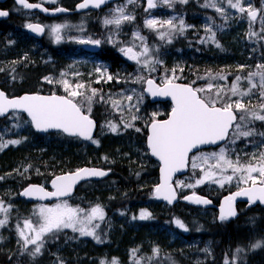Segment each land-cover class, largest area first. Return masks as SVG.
Instances as JSON below:
<instances>
[{
	"label": "rangeland",
	"instance_id": "rangeland-1",
	"mask_svg": "<svg viewBox=\"0 0 264 264\" xmlns=\"http://www.w3.org/2000/svg\"><path fill=\"white\" fill-rule=\"evenodd\" d=\"M37 1L49 5L58 4L60 2L72 3V0H54V2L53 0ZM153 2L156 6L149 9L146 0H133L131 3H129V0H119L107 5L97 14L102 25L107 29L106 38H101V43L104 41L106 42V46H112L116 51H119L120 58L123 59L120 66L115 70H111L110 65L100 60L97 55L80 53L83 44L79 42L80 40H86L89 37L95 40V38L88 34H82L85 30L84 19L75 21L74 19L61 17L55 20H44L37 14L20 11L19 15L21 17L17 19V22H21V27L10 24L9 32L4 31L0 33L1 39L3 38L6 42H9L10 46H13V48L7 50L8 57L3 62H0V71L3 70L4 66L9 65L18 58H31L32 63L38 62L40 57L35 54L32 55L31 50L34 46L40 45L41 47V44H39L40 41L27 38L24 33L17 28L24 29V25L27 22L40 19L44 21L46 27L44 40L41 41V43L50 47L62 46L65 44L74 50L73 54H63L64 59L57 65L55 73H50L45 76L51 79V83H49L45 77L42 78V80L46 82V86L59 88L63 94L67 95L64 85L60 83L62 80H67L73 88L76 84H84L83 81L105 85L106 88L95 86L93 89L97 91L102 90L106 93V98H104L103 102H106L110 109L106 115L109 119L105 117V119L100 122L97 137L88 141L94 148L98 147L100 152L96 154L92 152L89 153L84 161H81L75 169L83 165H88L107 168L109 166L112 170L111 178L109 177L98 181L90 180L81 183L77 187L74 195L69 199L53 202H39L27 201L20 198L18 195L19 190L15 193L18 188L19 180L11 177L10 174L16 168L15 159L20 158L26 153L27 149L31 152L44 153L47 156L46 160L54 166L58 173L63 170V164L65 162L60 158L58 149L50 148L52 145L51 142H49L47 146L43 145V142H47L49 138H38L32 141L31 131L33 130L28 120L25 118L24 121H21L18 116L19 113H14V115L6 119L4 124H0V139H2V141H21L19 144H8L3 149H0V177H2V179H0V202H2L3 208L7 209L6 212L0 211V220L6 219V223L0 226V232L8 230V236L6 237L7 242H2L0 240L1 248L19 246L25 249L23 247V241L19 236L17 225L23 228V223L26 219L36 224L39 219V206H52L63 200H67L68 204L73 207L78 206L86 211L96 205H100L103 208L104 219L93 221L94 224L99 225V227L95 228V233L98 237V230L100 231L102 227H106L107 223L111 225L118 222L122 224L128 223V226H138L146 222L147 218H140L142 211L147 213L140 204H138L136 208L132 207V212L129 213V209L125 207L112 208L109 210L108 200L113 197V192L115 190L117 194H121L119 192L120 189H125L127 187L133 188L135 185H137L139 189H145L151 186V184L154 186L157 181L153 176L154 171L152 170L155 164L149 161L147 149L146 151L144 149L145 141L141 138V140L139 139V133L142 132L143 128L146 129L147 124L153 118L166 116L171 107L170 104L163 102H146V97L142 90L143 83L146 77H152L156 81L162 83L166 77L171 78L173 76V70H175L176 76L178 70L184 68L189 69L191 67L190 62L193 59L195 60L196 57L192 55L189 47L179 45V42H183L184 40L183 33L185 30H191L194 34H198L199 38L197 42L205 40L206 42L203 43L204 47L207 48L209 52H215L217 56H220L217 58L218 70L215 72L214 81L211 83L214 86L213 91L211 93H200L202 96H212L215 98L216 89L226 88V91L223 94L221 93L223 99L218 102V106H221L222 103L229 102V100L235 101L240 99L238 96H232L229 91L237 75L241 77L239 82L240 90L246 92L249 87L248 80L246 79L248 73L256 72L258 70V65H264V31H262V29H264V0H242V6L247 7L248 4H251L253 8L260 10L255 20H250L247 13H240L238 9L230 7L227 0H199L198 6H189L186 9L185 4L187 2L182 3L181 0H169V3H165V0H153ZM233 2L235 3V0H233ZM212 3H214L216 7L209 6ZM191 7H198L199 11H189L188 9ZM217 7L225 10L224 15H221V13L216 10ZM118 8H123L124 13L134 17V19L125 20L119 26L115 24L105 25V18H113L118 15V13H116V9ZM138 15H140L141 18H138ZM148 19H155L157 21L173 20L177 26H179V20L183 19L186 27L183 33L179 31L173 32L171 42H168L167 37L162 40L159 36V31H168L167 26L165 25L164 28H159V26H157L156 29L149 28L145 24V21ZM11 25H13V27H11ZM55 25H67V27L61 29L59 40H57L56 35L52 32V28ZM208 26H211L212 30L217 27L219 36L215 35V43L207 39L209 33L206 32L205 29ZM76 31L78 35H74L73 32ZM250 32H254L256 35H249ZM136 33L144 37L143 42L136 37ZM18 34L21 36L19 37ZM16 36L18 38H16ZM110 39L112 42H109ZM217 44H219V46H217ZM143 45H147L150 52L146 56L140 57V63L130 59L120 51L121 48L133 47L134 51L139 53L142 51ZM245 46H247V48H245ZM218 47L221 49L228 47L230 51L229 54L227 56L218 55ZM241 57L244 58L242 59ZM144 59H149L150 64L147 66L144 65L142 62ZM49 60V58H42V61ZM98 67L102 72L106 70V73L111 74L114 79L108 81L106 75L104 78H101L100 74L96 72ZM81 74L90 76V78L84 80ZM220 76H224L226 79H219ZM138 77L142 79H138ZM253 80L257 83V87L253 89L249 95L244 96L242 102L247 105L250 110L264 114V110L259 108V105L264 103V100L260 97L259 77H254ZM175 81L177 80L175 79ZM11 82L12 79L10 78L0 80V83L5 88L9 87ZM228 83L231 84L229 85ZM208 84L199 83L194 86L195 88L207 89ZM53 88L51 89L53 90ZM81 91L87 95L91 93L90 91L87 93V89H81ZM128 96L132 97L130 101L127 99ZM75 101L81 104L83 110L84 107H89L85 96L76 97ZM114 101L118 102V106H114ZM93 107L94 106L91 104V111ZM84 111L90 114L88 109ZM98 111L104 113L101 108H98ZM153 113H156L155 117H153ZM240 114L241 113H237L238 121ZM133 116L137 118L133 120ZM109 123L116 126L117 130L115 132L111 131ZM126 124H131L132 126L125 127ZM242 124V130H252L254 134L249 137L235 139V128L233 126V128L229 130L226 141L223 144L215 148L201 150L190 157L189 171L183 177L176 178L175 180V186L179 193L199 190L212 198L218 199L219 196L226 191L246 185L239 182L237 178H234L231 182H226L223 187L217 183L208 181L196 185L195 187L185 186L194 185L196 179L203 175L201 168L193 169L191 166L192 157L194 156L199 157L202 154L219 153L221 148H225L227 158L235 161L236 158L239 157L241 164L247 165L249 162H252L258 166L260 162H264L260 161V154L264 152V136L260 135V133H264V121L248 117ZM136 129H140V131H136ZM93 140L99 141V143H93ZM233 140H235V142H233ZM104 141L107 143L104 149H101L100 145ZM115 161L117 162L115 163ZM215 163V159H210L208 161V165ZM208 165H203L202 167L207 169ZM36 174L40 176L36 183H40L47 187L48 180H46V177L40 172H36ZM227 174H232L230 169ZM237 176H239V174H237ZM144 196L145 194H140V197L144 198L145 204H148ZM241 211L242 214L238 218H233L235 221L234 224L238 226V229L234 232L233 236L230 238L228 237V244L226 245L221 242V235L216 239L211 238L215 224L214 218H212L213 210L203 211L199 209L195 214L197 218L201 219L199 222V231L203 233H201V238L199 236L190 243L189 240L173 242L169 237V240L165 241V243L158 244L153 236L151 237L147 233H138L137 238L132 239L126 247L127 249L123 252L126 254L127 259H131L132 264H148V262L155 264L157 256L163 258L160 264H184L191 261L205 262L207 259L211 261H215V259L222 260L223 264H225L226 261L228 264H264V247H259L260 249L251 248V245L258 241L264 242V209L258 207L250 209L249 211L245 209ZM250 216H253V218H250ZM173 224L178 227L175 220ZM179 229L185 232L184 229ZM25 231L26 234H31L27 233V230ZM65 238L66 244L63 246L61 244L62 242L59 243V247L54 249H52L50 245L46 246V255L49 257V264H101V261H104L105 264H110L113 260V258L107 259L104 257L102 251L98 247L99 239L97 240L93 236H81L79 232H74L71 228L62 229L55 235L48 234L45 237L50 243L57 242L58 239L64 240ZM230 239L231 241H229ZM212 242L215 243L212 244ZM142 246L145 247L144 250H140ZM157 247H160L159 254L155 255L153 249ZM193 247L196 249H192ZM238 247L242 248L243 251L237 253L236 250ZM33 248V245L27 247V249L31 251ZM134 249L136 250L135 253H133ZM205 249H207V251H205ZM204 251L206 256L203 255ZM191 255L194 256L192 257ZM119 264L121 263L119 262Z\"/></svg>",
	"mask_w": 264,
	"mask_h": 264
},
{
	"label": "snow or ice",
	"instance_id": "snow-or-ice-1",
	"mask_svg": "<svg viewBox=\"0 0 264 264\" xmlns=\"http://www.w3.org/2000/svg\"><path fill=\"white\" fill-rule=\"evenodd\" d=\"M17 2L28 9L41 7L40 4L28 3V0H17ZM131 2L133 0H129V3ZM181 2L186 3L187 0H181ZM227 2L230 7L238 9L240 13H247L250 20H255L260 11L259 9L253 8L251 4H248L247 7L242 6V0H235V3L233 0H227ZM90 3L94 7H100L101 4L105 3V0H83V3L79 4L78 8H87ZM147 3L149 9L156 6L153 0H147ZM165 3H169V0H165ZM209 6L216 7L214 3ZM43 10L48 11L47 9ZM216 10L221 15L225 13L223 8L217 7ZM55 11H66V9L57 8ZM116 13L118 15L113 18H105V25L115 24L119 26L125 20L134 19V17L126 15L123 8L116 9ZM7 15V11H0V16ZM145 24L147 27L153 29H156L157 26L164 28L166 25L168 31H159V36L162 40L167 37L168 42H171L173 32L179 31L183 33L186 27L183 19L179 20V26L173 20L157 21L155 19H148L145 21ZM26 27L33 32L43 31V28L37 24L29 23ZM64 27H67V25H55L52 28V32L56 35L57 40L60 39V31ZM205 31L209 33L207 39L215 43L216 37L212 27H206ZM135 35L143 42L144 37L140 36L139 33ZM249 35H256V33L250 32ZM79 42L96 46L101 44L100 40H94L90 37ZM109 42H112L111 39ZM201 42L204 43L206 41L202 40ZM120 51L130 59L140 63V57L146 56L150 52V49L147 45H143L142 51L139 53L134 51L133 47L121 48ZM142 62L146 66L150 64L149 59H144ZM257 68L258 70L256 72H250L246 77L249 83L246 92L240 90L239 82L241 77L239 75L236 76L235 82L232 83L229 91L232 96H238L240 99L235 101L229 100V102L222 103L219 107L217 104L223 99L221 95L223 89L215 90V98L200 95V93H211L213 91L214 86L211 83L208 84L207 89L177 84L174 82L178 78L175 76V70H173V76L171 78L166 77L164 79L163 87L155 86V82L151 79L147 80V91L151 92L153 96H170L174 102L168 119L156 120L153 118L150 124L148 145L152 154L159 157L162 162L161 183L155 189L157 195L163 194L164 198L171 203L175 197V193L170 185L171 176L174 172L186 166L189 152L196 148L197 145L215 144L217 141L224 140L228 136L229 129L233 128V126L235 128V139L249 137L254 134L252 130H242V122H245L248 117L264 121V114L250 110L242 100L244 96L249 95L257 87V83L253 80L257 76L259 77L260 97L264 100V65H258ZM96 72L100 74L101 78H104L106 75L108 81L114 79L111 74L106 73V70L102 72L99 67L96 69ZM45 79L49 83L52 82L48 77H45ZM138 79L142 78L138 77ZM219 79H226V77L220 76ZM60 83L64 85L65 91L67 92L66 96H57L53 93L48 96L35 94L9 99L4 92L0 91V115L6 113L9 109H23L31 117V123L37 130L47 131L49 129H57L69 135H78L91 140L94 121L82 111L81 104L75 102L76 97L85 96V93L81 91V89L85 88V85L82 83L76 84L73 88L67 80H62ZM96 94L97 90L92 89L91 95L85 96L89 105V112H91L92 98ZM127 99L130 101L132 97L128 96ZM113 104L114 106H118V102L114 101ZM259 108L264 110V103H261ZM237 113H241L239 115V121L237 120ZM155 116L156 113H153V117ZM136 118L135 116L132 117L133 120ZM131 126V124L125 125V127ZM109 128L113 132L117 130L116 126L111 123H109ZM136 131H140V129H136ZM260 135L264 136V133H260ZM20 142V140H8L4 142L0 139V149H3L8 144H19ZM93 143L98 144L99 141L93 140ZM210 159H215L216 163L208 165ZM260 161H264V152L260 154ZM203 165H208V168L204 169L202 167ZM191 166L193 169L201 168L203 175L196 179L194 185H185L187 187H195L206 181L217 183L223 187L226 182H231L234 178H237L241 183L250 185L249 187L240 188L239 191L225 197L224 204L221 206L220 220H226L237 214L233 209V201L236 197H247L250 205L257 201L264 203V162H260L258 166L252 162L244 165L240 163L239 157L235 161L227 158L226 149L221 148L219 153L202 154L199 157H192ZM229 169L231 170V175L227 174ZM105 175H107V172L104 170L94 168L77 169L73 173H66L55 177L51 182L54 191L48 192L43 186L31 185L21 194L24 196L38 195L41 198L64 197L71 193L77 181L87 177H103ZM185 199L193 200L197 204L211 203V201L199 196L185 197ZM0 211H7V209L3 208L2 202H0ZM149 216V213L142 211L140 218L146 219ZM38 218L36 224L26 219L23 223V228L17 225L19 236L23 241V247L27 249L29 245L34 246L31 253L33 256L41 252L45 237L48 234L55 235L60 230L66 228H71L74 232H79L81 236H93L98 240L99 237L96 236L95 228L99 227V225L94 224L93 221L103 220L104 210L100 205H96L86 211L78 206L73 207L68 204L67 200H63L52 206H39ZM5 223L6 219L0 220V226H3ZM175 223L179 228L185 231L187 230L186 225L181 220L176 219ZM25 230L31 234H26ZM259 247H264V242L258 241L251 245L252 249ZM135 251L134 249L133 253ZM236 251L240 253L243 249L238 247ZM153 253L158 255L159 248H154ZM101 264H105V262L101 261ZM110 264H119V262L113 258ZM225 264H228V262L226 261Z\"/></svg>",
	"mask_w": 264,
	"mask_h": 264
},
{
	"label": "trees",
	"instance_id": "trees-1",
	"mask_svg": "<svg viewBox=\"0 0 264 264\" xmlns=\"http://www.w3.org/2000/svg\"><path fill=\"white\" fill-rule=\"evenodd\" d=\"M199 0H188L185 4V9L189 6H198ZM184 9V10H185ZM189 11H199L198 7H191L188 9ZM137 12V11H136ZM96 12L88 17V33L91 36L97 39L106 38V27L102 25L101 20L98 17H95ZM13 15H10L6 21H3L0 24V33L6 31H10V24H13L17 27H21V22H12ZM138 18H141L138 15ZM136 25V24H134ZM12 27V26H11ZM20 29L24 34L23 28ZM216 36H219V32L217 31V27L213 29ZM183 42H179L180 46L189 47L192 55L196 57L193 61L191 60V67L189 69H180L177 71L176 80L189 83L192 86L197 84H208L214 81L215 72L218 70L217 67V56L215 57V52L211 53L204 47L203 43L198 41V34H194L191 30H185L183 33ZM102 50L99 54V57L110 64V69L115 70L120 66L122 58L119 57L118 53L113 50L112 46H106V42H102ZM13 48V46L9 45V42H6L3 38L0 37V59L3 62L8 57V49ZM41 47L40 45L34 46L31 50V54L40 53ZM215 50V49H214ZM218 53L223 56H227L229 54L228 47L221 49L218 47ZM4 51V52H2ZM3 54V55H2ZM232 54V53H231ZM214 58V59H213ZM213 60V61H212ZM31 58H26L23 61H15L10 63L7 66H4L3 70L0 71V80L4 78L12 79L11 85L3 88L8 93V95H16L22 92L31 91V92H46L51 91L44 83L40 82V78L43 75L50 71L48 66H43L40 62L32 63ZM13 67V68H12ZM229 79V77H228ZM85 88L91 92V90L95 87L94 83L83 81ZM229 85L231 83H228ZM48 89V90H45ZM226 91V88L223 89L222 94ZM58 92V91H55ZM91 95V93H90ZM85 96L87 94L85 93ZM102 97V98H101ZM104 98H106V93L102 90L97 91V94L92 98V105L94 106L90 115L97 121L98 128L100 122H102L107 113L110 111L107 103L103 102ZM146 102H149L146 99ZM98 108L103 109L104 113H100ZM88 108L84 107V110ZM14 115V113L9 114L7 117L0 119V124H4L6 119L10 116ZM21 121H24L25 117L22 114H18ZM107 118V117H106ZM109 119V118H107ZM98 129L95 134V137L98 135ZM146 129L143 128L142 132L139 133V139L141 138L145 141ZM49 138L46 142H43V145L47 146L49 142L52 143L50 148H56L59 151L60 158L65 162L63 164V170L71 171L75 169L81 161H84L85 157L89 153H99L98 147H93L89 144V142H83L78 138L67 137L60 132H51L45 135L35 133L31 131V140L35 141L36 139ZM140 139V140H141ZM107 142L104 141L101 143V149H104V146ZM146 151V146L144 147ZM74 152V153H73ZM104 153V152H103ZM148 153V151H147ZM64 157H63V155ZM149 156V155H148ZM67 157V158H66ZM47 159V156L42 152H31L30 150H26L20 158L15 159L16 168L10 174L11 177L17 178L18 188L15 193L22 188L25 184L29 182H37L39 175L36 172H40L46 180H49L50 177L54 174H57L53 165ZM149 161L155 166L152 167L154 171V177L158 180L157 175V164L151 157H149ZM104 166V165H103ZM107 168V167H105ZM108 168H110L108 166ZM27 169V171H25ZM54 169V172H53ZM111 169V168H110ZM112 172V170H111ZM111 178V177H110ZM157 182V181H156ZM155 185V184H154ZM154 186H149L145 189H139L137 185L133 188L128 187L125 189H120L119 192L121 194H117L114 191V195L108 201V209L112 208H120L125 207L129 209V213L132 212V207H135L140 204L147 213L150 214L149 218H147L144 224H140L138 226H128V223H113L106 224V227H102L101 230H98L99 233V244L98 247L102 251L104 257L107 259L116 258L121 264H132L131 259L126 258V254L123 251L126 250V247L131 242L130 240L136 239L138 233H147L149 236H153L156 240V243H165V241L170 239L173 242H182L184 240H189L190 243L198 238L202 237L199 231V222L201 219L197 218L195 213L199 210V208L185 205L183 203H178L174 205H166L164 203L158 202L155 200L153 196ZM136 190V191H135ZM142 191V192H141ZM185 193V192H184ZM140 194H145V199L148 204H145L144 198L140 197ZM126 196V197H125ZM132 196V197H131ZM131 197V198H129ZM119 198V199H118ZM123 198H125L123 200ZM120 199H122L121 201ZM116 200V201H115ZM115 201V202H114ZM117 202V203H116ZM111 203H114L115 205ZM251 208H248L249 211ZM205 211L206 209H201ZM242 214V213H241ZM240 214V215H241ZM239 215V216H240ZM212 218H214L215 224L214 229L212 230L211 238L216 239L219 235L222 236V240L225 245L228 244L227 239L234 235V232L238 229L234 223V219H226V220H218L216 218V212L213 210ZM253 218V216H250ZM179 219L181 220L187 227L185 232L180 231V229L174 226L173 221ZM195 221V222H194ZM198 222V223H196ZM189 223V224H188ZM192 224V225H190ZM196 225V227H195ZM141 226V227H140ZM131 227V228H130ZM193 227V229H191ZM149 230V231H148ZM166 232V233H165ZM199 232V233H198ZM214 233V234H213ZM8 236V230H3L0 232V240L2 242H7L6 237ZM176 236V237H175ZM224 238V239H223ZM226 240V241H225ZM62 242V243H61ZM59 243L63 245L66 244V238L64 240L58 239L57 242H48L46 239L44 240V246L41 249V252L36 256H33L30 249H22L19 246H14L10 248L2 247L0 249V264H49V257L46 255V246L50 245L52 249L59 247ZM215 242H212V244ZM192 245V244H191ZM145 247L142 246L140 250H144ZM192 249H196L193 247ZM2 250V251H1ZM7 250V251H6ZM12 250V251H11ZM6 253H4V252ZM2 252V253H1ZM10 252V254H9ZM6 254V255H4ZM11 255V256H10ZM204 256L206 253L204 251ZM163 260L161 256L156 257L155 264H160ZM42 261V262H41ZM191 261L184 264H192ZM151 264V262H148ZM194 264H223L222 260L211 261L207 259L205 262H194Z\"/></svg>",
	"mask_w": 264,
	"mask_h": 264
},
{
	"label": "water",
	"instance_id": "water-1",
	"mask_svg": "<svg viewBox=\"0 0 264 264\" xmlns=\"http://www.w3.org/2000/svg\"><path fill=\"white\" fill-rule=\"evenodd\" d=\"M2 1H4V0H0V2H2ZM14 1H15V3H16L17 5L22 6V5H20V4L17 2V0H14ZM113 1H117V0H105V3L101 4L100 7H94L93 4L90 3L89 6H88L87 8H78V5L81 4V3H83V0H80L78 3L75 4L73 10H69V9H67V8H65V7H57V8L66 9V11H55L57 8H47V7H45V5H43V4H41V3H32V4H40V5H41L40 8H32V9L25 8V9H26V10H29V11H38V12L42 13V14L45 15V16H58V15H61V14H67V13H72V12L80 13V12L87 11V10H90V9L97 10V9H99V8H101V7H104L106 4H109V3L113 2ZM146 1H147V0H146ZM28 3H30V2H28ZM147 4H148V3H147ZM43 9H47L48 11H44ZM0 11H7V10L0 9ZM257 16H258V15H257ZM6 18H8V15H7V16H0V19H6ZM31 24H37V25H40V26L42 27V25L39 24V23H31ZM42 28H43V27H42ZM26 31H27L31 36H33L34 38H37V39H39V38H41V37L43 36V31H42V32H33V31H31L29 28H27V27H26ZM83 48L86 49V50H88V51L97 52V50L100 48V45H99V46H96V45H91V44H84V45H83ZM149 79H151V80H153V81L155 82V86H157V87H163V83H158V82H156V81H155L153 78H151V77L145 79V81H144V87H143V92H144V94L149 98V100H150L151 102H153V103H155V102H160V101H167V100H168V101L172 104V106H173L174 102L172 101V99H171L170 96H163V95H155V96H153L151 92L147 91V89H148L147 80H149ZM174 82L177 83V84L189 85V84H187V83H183V82H176V81H174ZM0 91L4 92V93L6 94V92H5L1 87H0ZM35 94H39V95H42V96H48V95H51V94H53V93L46 94V93H38V92H23V93H21V94L14 95V96H7V94H6V96H7L9 99H12V98H17V97L24 96V95H35ZM54 94H56L57 96H64V95L57 94V93H54ZM218 107H219V106H218ZM15 111L23 113V114H24V115L30 120L31 127H32V129H33L35 132H38V133H48V132H55V131H58V132H61L62 134L66 135V136H68V137H77V138L81 139L82 141H89V140H90V139H86V138L81 137V136H78V135H69V134L64 133V132H62V131H60V130H57V129H49V130H47V131H40V130H37V129L34 127V125L31 123V117H30V116L28 115V113H27L26 111H24L23 109H9L6 113H4L3 115H0V118H3V117H5V116H7L10 112H15ZM170 113H171V111H170ZM170 113L168 114L167 117H165V118H163V119H156V120H166V119L169 118ZM85 114H86V113H85ZM86 115H88V114H86ZM89 117H90V116H89ZM90 119L94 121V127H93V129H92V133H91V135H92V137H93V136L95 135V132H96V129H97V124H96V121H95L94 118H91V117H90ZM150 124H151V122L149 123V125H148V127H147V135H146V138H145V145H146V148H147V150H148V153H149L150 157H151L154 161H156V162L158 163V168H157V173H158V183L155 185V188H154V190H153V195H154L155 199L158 200V201L164 202V203H166V204H168V205H174V204H176V203H178V202H181V203H184V204H187V205L196 206V207H202V208L215 207V209H216V211H217V218L220 219L219 217H220L221 206L224 204L225 197L234 194L235 192L239 191L240 188H239V189H236V190H233V191H231V192H229V193L224 194V195L220 198L218 204L213 203L212 200H211L209 197H207L206 195H202V194L194 193V192H189V193L184 194L182 197H178V194H177V191H176V188H175V185H174V180H175V178H176L177 176H181V175H183V174L188 170V162H187V164H186L185 167H183V168H181L180 170L174 172V173L172 174V176H171L170 185H171V187H172V189H173V191H174V193H175V197H174V199H172L171 203H170L168 200H166V199L164 198V195H163V194H161V195H157V194H156L155 189H156L157 185H159V184L161 183V167H162V162L160 161L159 157L154 156V155L152 154L151 149H150V147H149V145H148V136L150 135ZM230 129H231V128H230ZM230 129H229V130H230ZM226 138H227V137H226ZM226 138H225L224 140L217 141L215 144H203V145H197L196 148L192 149V151L189 152L188 157H189V155H190L191 153L197 152V151L200 150V149L208 148V147H215V146H218V145L222 144V143L226 140ZM82 168H89V169H93V168H94V169L104 170L105 172H107V175H105V176H103V177L92 176V177H87V178H84V179H81V180L77 181V183L73 186V189H72L71 193L68 194L67 196H64V197H43V198H41V197L38 196V195H34V196H24V195L21 194V193H23V191H24L26 188H28V187L31 186V185H39V186H43V185L40 184V183H28L27 185H25L24 187H22V188L19 190L18 195H19L20 198L25 199V200H27V201L51 202V201H54V200H57V199L69 198L70 196H72V195L74 194V192H75V190L77 189V187H78L81 183H83V182H85V181H89V180H101V179L107 178V177L110 175V169H106V168H102V167H98V166H88V165H83V166L79 167L78 169H82ZM76 170H77V169H76ZM76 170H72V171H68V172H63V173H60V174L54 175V176L51 177V179L49 180L48 187H45V186H43V187H44V188L46 189V191H48V192L54 191L51 182H52L53 179H55V177L60 176V175H64V174H66V173H73V172H75ZM249 186H250V185H248V186H244V187H242V188L249 187ZM193 196H199V197H202V198H204V199H207V200L211 201V203H209V204H203V203H201V204H197V203L193 202V200L185 199V197H193ZM238 202H246V203H248V205L250 206L247 197H236V199L233 201V209H234V211H235L236 213H237V211H236V204H237ZM253 204H259L260 206L264 207V203H260V202H258V201L255 202V203H252L251 205H253ZM237 214H238V213H237ZM237 214H236L235 216H233V217H229L228 219H233V218H235V217L237 216Z\"/></svg>",
	"mask_w": 264,
	"mask_h": 264
},
{
	"label": "flooded vegetation",
	"instance_id": "flooded-vegetation-1",
	"mask_svg": "<svg viewBox=\"0 0 264 264\" xmlns=\"http://www.w3.org/2000/svg\"><path fill=\"white\" fill-rule=\"evenodd\" d=\"M78 0H72V3H64V4H58V5H67L69 6V8H73L74 5L77 3ZM31 2H37L35 0L31 1ZM0 9H5V10H8L9 11V15L10 14H13V12L15 13V15L18 17L20 16L19 15V12L21 11V9L14 3L13 0H4L3 2H0ZM95 12V11H93ZM93 12H88L89 14H83V15H91ZM99 11H96V13H98ZM76 13H72V14H69V15H66L64 16L65 18H68V19H74V20H77V17L75 15ZM55 18H58V17H54L53 19ZM61 18V17H59ZM52 19V18H51ZM49 19V20H51ZM33 21V20H31ZM38 21L40 23H42L43 27H44V31H46V27L44 25V21L38 19ZM2 23V19H0V24ZM74 35H78L77 31L76 32H73ZM45 36V35H44ZM44 36L43 38H41L40 40L43 41L44 40ZM74 53V50L73 48H69L67 45H65V47H60L58 49H54L53 47H50V46H47V45H44L43 43H41V50H40V54H39V61L40 63L43 65V66H46L48 61H42V58H49V59H52V58H55L57 61H58V64L60 62L63 61V54H73ZM47 54V55H46ZM83 54H90V53H83ZM0 62L1 59H0ZM48 74H45L42 76V78H44L45 76H47ZM41 78V79H42ZM43 81V80H42ZM44 84H46L45 81H43ZM247 185V184H246ZM244 186V185H243ZM241 187V186H240ZM260 207L259 205L257 204H253V205H248L247 203H237L236 205V209L238 211V213L240 212V210L242 209H248V208H252V209H255V208H258ZM261 208V207H260ZM264 209V208H262Z\"/></svg>",
	"mask_w": 264,
	"mask_h": 264
},
{
	"label": "bare ground",
	"instance_id": "bare-ground-1",
	"mask_svg": "<svg viewBox=\"0 0 264 264\" xmlns=\"http://www.w3.org/2000/svg\"><path fill=\"white\" fill-rule=\"evenodd\" d=\"M14 30V29H13ZM13 34H14V31H13ZM16 34V33H15ZM19 35V34H18ZM21 35H19V37H20ZM16 38H18L17 36H16ZM245 48H247V46H245ZM245 50V49H244ZM2 52H4V51H2ZM235 53V52H234ZM1 54V53H0ZM3 55V54H2ZM47 55V54H46ZM216 55V54H215ZM218 55H220V54H218ZM233 55V54H232ZM245 56V55H244ZM216 57V56H215ZM220 57V56H219ZM218 58V57H217ZM232 58V57H231ZM242 58V57H241ZM244 58V57H243ZM242 58V59H243ZM229 59V58H228ZM225 60V59H224ZM238 60V59H237ZM227 61V60H226ZM230 63V62H229ZM235 63V62H234ZM231 67V66H230ZM144 78V77H143ZM163 105V104H162ZM123 148V147H122ZM55 151V150H54ZM60 151V150H59ZM74 153V152H73ZM123 153V152H122ZM54 154V153H53ZM19 155V154H18ZM63 155V154H62ZM97 156V155H96ZM63 157H64V155H63ZM4 158V157H3ZM16 158V157H15ZM67 158V157H66ZM17 159V158H16ZM96 159V158H95ZM114 159H116V158H114ZM113 159V160H114ZM136 160V159H135ZM119 161V160H118ZM108 162V161H107ZM117 161H115V163H116ZM133 162V161H132ZM125 163V162H124ZM121 165V164H120ZM124 165V164H123ZM126 165V164H125ZM8 166V165H7ZM131 167V166H130ZM6 169V168H5ZM131 172V171H130ZM129 175V174H128ZM124 177V176H123ZM126 183V182H125ZM98 186V185H97ZM96 186V187H97ZM118 187V186H117ZM126 187V186H125ZM128 188V187H127ZM116 191V190H115ZM136 191V190H135ZM142 192V191H141ZM101 194V193H100ZM126 197V196H125ZM132 197V196H131ZM131 197H129V198H131ZM92 198V197H91ZM119 199V198H118ZM125 198H123V200H124ZM117 200V199H116ZM115 200V201H116ZM122 199H120L119 201H121ZM122 200V201H123ZM114 201V202H115ZM118 201V200H117ZM118 201V202H119ZM109 202V201H108ZM103 203H105V202H103ZM117 203V202H116ZM106 204V203H105ZM112 204L113 205H115L114 203H111L110 204V206H112ZM122 207V206H121ZM114 214V213H113ZM196 215V214H195ZM202 218V217H201ZM116 219V218H115ZM118 219V218H117ZM121 220V219H120ZM204 220V219H203ZM123 221V220H122ZM195 222V221H194ZM196 223H198V222H196ZM189 224V223H188ZM209 224V223H208ZM190 225H192V224H190ZM207 226V225H206ZM141 227V226H140ZM195 227H196V225H195ZM131 228V227H130ZM191 229H193V227L191 228ZM210 229V228H209ZM204 230V229H203ZM149 231V230H148ZM207 231V230H206ZM166 233V232H165ZM199 233V232H198ZM202 233V232H201ZM203 234V233H202ZM214 234V233H213ZM146 236V235H145ZM209 236V235H208ZM212 236V235H211ZM152 237V236H151ZM176 237V236H175ZM218 238V237H217ZM224 239V238H223ZM219 240V239H218ZM131 241V240H130ZM217 241V240H216ZM226 241V240H225ZM229 241H231V239L229 240ZM132 242H134V241H132ZM222 242H223V240H222ZM139 243V242H138ZM136 244V243H135ZM159 244V243H158ZM219 244H222V243H219ZM249 244V243H248ZM7 246V245H6ZM161 246V245H160ZM248 246V245H247ZM62 247V246H61ZM60 247V248H61ZM67 247V246H66ZM71 247V246H70ZM221 247V246H220ZM1 248V247H0ZM5 248V247H4ZM160 248V247H159ZM127 249V248H126ZM162 249V248H161ZM172 249V248H171ZM171 249H169V250H171ZM258 249H260V248H258ZM59 250V249H58ZM248 250V249H247ZM2 251V250H1ZM7 251V250H6ZM12 251V250H11ZM138 251V250H137ZM4 252V251H3ZM57 252V251H56ZM2 253V252H1ZM4 253H6V252H4ZM90 253V252H89ZM171 253V252H170ZM174 253V252H173ZM182 253V252H181ZM191 253H192V251H191ZM257 253V252H256ZM9 254H10V252H9ZM85 254V253H84ZM255 254V253H254ZM258 254V253H257ZM4 255H6V254H4ZM79 255H81V254H79ZM11 256V255H10ZM192 256V255H191ZM194 256V255H193ZM192 256V257H193ZM262 256V255H261ZM186 257V256H185ZM254 257V256H253ZM190 259V258H189ZM202 259V258H201ZM200 259V260H201ZM57 260V259H56ZM193 260V259H192ZM197 260V259H196ZM51 261V260H50ZM59 261V260H58ZM202 261V260H201ZM215 261H216V259H215ZM253 261V260H252ZM256 261V260H255ZM254 261V262H255ZM42 262V261H41ZM195 262V261H194ZM194 262H192V264H194ZM60 263V262H59ZM191 263V262H190ZM197 263H198V261H197ZM259 263V262H258ZM262 263V262H261ZM12 264V263H11ZM253 264V263H252ZM256 264V263H255Z\"/></svg>",
	"mask_w": 264,
	"mask_h": 264
}]
</instances>
